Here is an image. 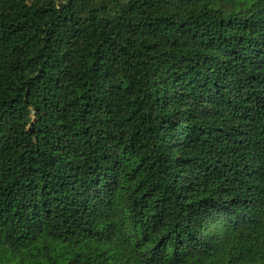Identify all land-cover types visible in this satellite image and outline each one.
Segmentation results:
<instances>
[{"label": "trees", "instance_id": "obj_1", "mask_svg": "<svg viewBox=\"0 0 264 264\" xmlns=\"http://www.w3.org/2000/svg\"><path fill=\"white\" fill-rule=\"evenodd\" d=\"M0 264H264V0H0Z\"/></svg>", "mask_w": 264, "mask_h": 264}]
</instances>
